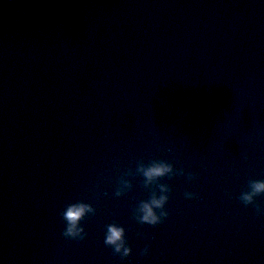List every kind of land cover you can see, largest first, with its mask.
I'll return each mask as SVG.
<instances>
[{
  "label": "water",
  "instance_id": "95a60500",
  "mask_svg": "<svg viewBox=\"0 0 264 264\" xmlns=\"http://www.w3.org/2000/svg\"><path fill=\"white\" fill-rule=\"evenodd\" d=\"M141 159L185 170L161 180L155 227L133 219L142 177L114 196ZM249 180H264L262 0L0 4V264H264V216L237 199ZM78 200L96 209L83 241L62 235ZM113 222L125 261L104 244Z\"/></svg>",
  "mask_w": 264,
  "mask_h": 264
},
{
  "label": "clouds",
  "instance_id": "9594fccd",
  "mask_svg": "<svg viewBox=\"0 0 264 264\" xmlns=\"http://www.w3.org/2000/svg\"><path fill=\"white\" fill-rule=\"evenodd\" d=\"M4 0H0L2 4ZM10 3L16 4L18 0H9ZM264 2V0H262ZM29 15V8L22 7L18 9L20 18ZM142 177V186L149 192L147 199L140 200L133 208V219L142 225L157 226L162 224L170 215L167 205L169 203L171 188L166 183H161V180L167 177L169 180L175 177L185 176L183 168H176L171 162L164 159H151L147 163L141 159L137 161L134 172L128 170L124 172L118 179L114 191V196L119 198L130 192L133 188L132 181L129 177ZM187 179L194 181L196 175L188 173ZM186 199H193L195 194L185 192ZM264 196V180H249L247 189L242 191L237 199L245 206L254 205L255 214L264 216V207L256 203V198ZM96 209L89 203L78 200L68 203L60 212V217L64 222V230L62 235L64 238L73 241H83L87 232L82 224V221L88 216H94ZM143 235V234H139ZM105 246L113 250L114 255L118 256L121 261L127 260L132 254V248L126 237V230L118 223H110L106 226L104 233ZM149 247L145 246L141 252V256L149 254Z\"/></svg>",
  "mask_w": 264,
  "mask_h": 264
}]
</instances>
